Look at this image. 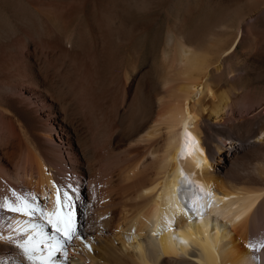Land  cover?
I'll return each mask as SVG.
<instances>
[{"label":"bare ground","instance_id":"bare-ground-1","mask_svg":"<svg viewBox=\"0 0 264 264\" xmlns=\"http://www.w3.org/2000/svg\"><path fill=\"white\" fill-rule=\"evenodd\" d=\"M191 1L0 0L20 24L18 38L0 42V125L11 136L4 156L23 151L19 189L5 197L16 203L12 192L24 189L45 199L29 203L53 212V185L69 191L72 206L63 211L83 238L69 243L39 213L0 210L9 215L0 224V264H264V249L248 246L264 238V147L239 158L228 176L215 170L210 147L212 133L228 130L264 142V116L247 130L234 123L249 108L221 70L247 14L211 3L201 15V1ZM158 9L166 25L143 54L140 35L154 22L140 16ZM69 150L93 180L86 201L62 174ZM186 202L206 213L190 222ZM26 240L33 261L18 247Z\"/></svg>","mask_w":264,"mask_h":264},{"label":"rangeland","instance_id":"rangeland-1","mask_svg":"<svg viewBox=\"0 0 264 264\" xmlns=\"http://www.w3.org/2000/svg\"><path fill=\"white\" fill-rule=\"evenodd\" d=\"M178 1L182 2V0H178ZM197 1L198 3H200L201 1V4H203V5L200 4L201 6L198 8V10H200L198 11V13L200 12L199 14L201 15H208L210 13L208 11L209 6L207 5H210L211 3L212 4L215 3L221 13H225L227 12V10H243L247 14V15L245 14L246 17L245 18L243 17L244 19H242V21L239 23L240 29L237 36L238 44L236 46L235 53H233L234 55L231 54L223 57V63L221 66V70L222 72H224L226 78H228V80L236 81V83H234V87L232 86L234 89L233 88L230 89L232 95L246 101V107L249 108L247 112L245 111L244 113H238L233 118L234 123H236L239 126H243L244 130H247L250 128L251 124H255L258 120H260L264 116L263 113L264 112V105H263L264 104V0H200V1L193 0L192 4L195 5L194 3ZM189 2L192 1L189 0ZM193 5L189 4L190 7H192ZM172 9L173 8H168V11L166 12L173 15L174 9L173 10ZM165 14L166 13L160 9L153 10L151 11L150 14L148 13V15L141 14V16H143V17L140 16L141 19L143 18L142 21H146V22L152 21L155 23V24L153 23V26L150 28L151 30L149 29L148 31H145L140 35L139 43L142 44V47L145 49L143 51V54L144 53L148 54L149 46L150 44H152L154 34L157 31L165 28L166 25ZM78 15L80 16L82 26L83 27L87 26L88 22L86 16L82 13H79ZM190 20H192V18ZM34 21L37 22L35 18ZM0 23H1L0 42L1 41L3 42L5 39L12 40L14 38L19 37L20 24L15 23L10 18L8 12L1 5H0ZM68 23L70 22L68 21ZM234 31H229L230 33L227 32L228 34H226L225 37H230L232 35H234L233 37H235L236 31L235 32ZM89 37H90L89 43H93L91 39V34ZM26 96L27 94L25 95V97ZM261 104L262 107L258 108ZM41 117L44 118L43 120L46 125L54 127L56 129L59 128L58 121L54 116L51 115L49 116L46 114L44 117V115L42 114ZM208 123L219 127L224 126L222 123L216 124L212 120H209ZM2 130L3 127L1 129V125H0V202L1 203L4 197L6 196V194L8 193V189H13V190L19 189L20 180L17 179L21 174L20 165L22 160L20 158H22L21 154L23 153V151L21 150L20 151L21 153L18 152L19 153L18 156L16 157L14 156L15 158L14 157L6 158V156H4L5 150L6 151L8 150L7 149L9 142L8 139L11 140V138H9L11 136L10 134L9 136H7L8 133L5 132L4 134L7 137L4 136V134L2 133L4 130L3 131ZM228 131L219 134L212 133L210 138L212 162L214 164L215 170L217 171L220 170L223 176L224 175L228 176L227 173L229 169L233 167V163H235L239 158L245 157L246 155L252 153H256L259 147H264V142L263 144L254 143L252 140L255 139L251 135H248L249 137L247 136L246 138H241L235 132L233 131L228 132ZM59 136H61V134H59ZM53 138L56 140V143H59L58 142L59 137L53 136ZM69 151H70V155H72V156L69 155L71 157L70 159L72 165L71 168H68L66 172L62 170L63 171L62 174L67 177L66 180L68 184H72V189L73 188L75 189L74 194L72 189L70 190L72 191L71 193L73 194L74 197L77 196L76 198L77 201L79 200L86 201L88 199V196H86L87 194L86 192L90 188L93 189L94 186L93 180L91 177L89 176L87 177L83 173H81V171H79L78 169L79 162L77 160V155L73 150H69ZM72 167L76 169L74 170ZM66 173H68L69 175L68 174L66 175ZM21 191L23 193L26 192L25 194L31 193L24 189H21ZM30 198L32 197L30 196ZM35 200L34 201L37 204L39 203L40 205H44L45 199L43 200L42 198L36 196ZM8 216L9 215H7L6 218ZM0 218H1L0 224H2L3 223L2 221H4L6 218L4 219L3 217Z\"/></svg>","mask_w":264,"mask_h":264},{"label":"snow or ice","instance_id":"snow-or-ice-1","mask_svg":"<svg viewBox=\"0 0 264 264\" xmlns=\"http://www.w3.org/2000/svg\"><path fill=\"white\" fill-rule=\"evenodd\" d=\"M53 186L56 188L55 210L53 212H46L39 205L29 203L27 199L28 196H31L32 200L36 199L31 193L18 195L15 191L12 192V196L16 198V203L11 202L8 197H4L3 202L0 203V210H6L9 213H21L24 216H32L35 213H39L47 220V223L51 226L52 230L63 236L64 240L70 243L75 238L80 239L83 242V238L76 235L75 229L73 228L71 211L67 213L63 211L65 208L71 209L72 196L69 191L62 189L55 184ZM68 187L71 188V185ZM72 191L74 192L75 189H72ZM207 207H210V205ZM206 210L207 208L203 204L197 207L195 203L186 202L183 206L182 214L187 216L191 222L197 217V215L202 217L206 213ZM8 219L11 225L17 226L18 231L24 232L27 230V222L14 220L11 217ZM21 223H24L26 226L19 227ZM173 223L174 220L166 219L167 227L171 228ZM153 235H157V233H153ZM30 239L31 237H29V240ZM248 246L259 252L261 249H264V238L255 242L250 241ZM18 247L23 249V252L29 261L35 259L33 255L34 248L30 250L28 240L20 243ZM85 247L88 248L89 251L92 250L90 245L85 244ZM192 255H195V252H193ZM253 259L257 258L253 257Z\"/></svg>","mask_w":264,"mask_h":264}]
</instances>
